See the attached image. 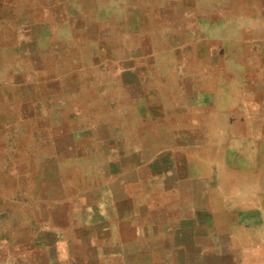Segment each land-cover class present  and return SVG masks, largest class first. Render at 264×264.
Masks as SVG:
<instances>
[{
  "label": "crops",
  "instance_id": "crops-1",
  "mask_svg": "<svg viewBox=\"0 0 264 264\" xmlns=\"http://www.w3.org/2000/svg\"><path fill=\"white\" fill-rule=\"evenodd\" d=\"M0 264H264V0H0Z\"/></svg>",
  "mask_w": 264,
  "mask_h": 264
}]
</instances>
